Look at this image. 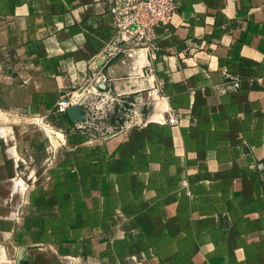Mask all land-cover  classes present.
Here are the masks:
<instances>
[{
	"label": "crops",
	"instance_id": "crops-1",
	"mask_svg": "<svg viewBox=\"0 0 264 264\" xmlns=\"http://www.w3.org/2000/svg\"><path fill=\"white\" fill-rule=\"evenodd\" d=\"M180 1L155 54L111 47L102 0H0V30L46 88L122 104L90 168L122 187L146 258L111 264H264V0Z\"/></svg>",
	"mask_w": 264,
	"mask_h": 264
},
{
	"label": "rangeland",
	"instance_id": "rangeland-1",
	"mask_svg": "<svg viewBox=\"0 0 264 264\" xmlns=\"http://www.w3.org/2000/svg\"><path fill=\"white\" fill-rule=\"evenodd\" d=\"M24 62L0 30V264L143 262L124 227L122 187L90 168V150L122 130V104L93 86L58 94L46 88L56 77L29 75ZM60 96L72 98L73 120L54 112Z\"/></svg>",
	"mask_w": 264,
	"mask_h": 264
},
{
	"label": "built area",
	"instance_id": "built-area-1",
	"mask_svg": "<svg viewBox=\"0 0 264 264\" xmlns=\"http://www.w3.org/2000/svg\"><path fill=\"white\" fill-rule=\"evenodd\" d=\"M112 15L114 37L111 47L128 49L131 47H147L155 54L156 38L160 30L169 26L178 14L180 0H102ZM153 74V66L149 65L146 75ZM151 94L159 95L157 88ZM72 106V98L61 97L55 107V113L63 116ZM170 123H176L175 118Z\"/></svg>",
	"mask_w": 264,
	"mask_h": 264
},
{
	"label": "water",
	"instance_id": "water-1",
	"mask_svg": "<svg viewBox=\"0 0 264 264\" xmlns=\"http://www.w3.org/2000/svg\"><path fill=\"white\" fill-rule=\"evenodd\" d=\"M68 113L72 119H74V113L72 112V108L68 109Z\"/></svg>",
	"mask_w": 264,
	"mask_h": 264
}]
</instances>
